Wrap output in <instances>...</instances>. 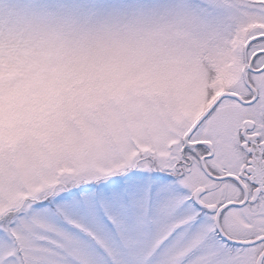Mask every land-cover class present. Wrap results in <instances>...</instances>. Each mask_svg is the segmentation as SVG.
Wrapping results in <instances>:
<instances>
[{
	"label": "snow or ice",
	"instance_id": "snow-or-ice-1",
	"mask_svg": "<svg viewBox=\"0 0 264 264\" xmlns=\"http://www.w3.org/2000/svg\"><path fill=\"white\" fill-rule=\"evenodd\" d=\"M0 264H264V0H0Z\"/></svg>",
	"mask_w": 264,
	"mask_h": 264
}]
</instances>
